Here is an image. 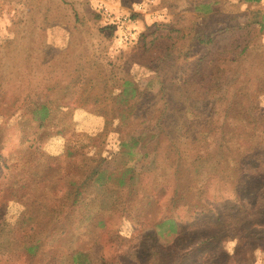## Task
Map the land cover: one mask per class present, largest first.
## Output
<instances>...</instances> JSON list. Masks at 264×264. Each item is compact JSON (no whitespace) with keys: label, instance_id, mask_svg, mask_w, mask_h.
I'll return each instance as SVG.
<instances>
[{"label":"rangeland","instance_id":"374dc122","mask_svg":"<svg viewBox=\"0 0 264 264\" xmlns=\"http://www.w3.org/2000/svg\"><path fill=\"white\" fill-rule=\"evenodd\" d=\"M223 1L201 16L192 0H0V156L9 157V172L17 175L11 183L40 163L44 183L59 168L69 173L74 190L85 191L79 198L85 206L119 205L97 215L102 231L72 227L65 218L39 220V209L26 213L17 197L54 198L55 191L12 187L2 175L0 219L11 225L25 219L26 233L8 253L12 244L0 246V264H73L74 252L86 254L89 264H264V249H251L233 232L232 184L221 178L235 169L233 145L223 149L225 158L216 150L213 163L198 159L213 153L215 141L219 149L224 132L245 125L240 108L238 118L228 115L233 93L227 104L218 92L205 98L201 88L214 82L211 60L252 43L235 88L243 87L238 101L251 95L264 109V0L241 7ZM202 35L213 43H200ZM47 102L53 122L38 141L24 140L37 130L30 124L33 106ZM97 170L107 175L101 191L96 179L86 186ZM76 212L66 215L73 219ZM173 217L183 227L178 245L197 241L194 233L218 237L175 249L158 229ZM32 227L43 233L36 259L24 254L34 243ZM149 234L160 255L152 257L145 244Z\"/></svg>","mask_w":264,"mask_h":264},{"label":"trees","instance_id":"16d2710c","mask_svg":"<svg viewBox=\"0 0 264 264\" xmlns=\"http://www.w3.org/2000/svg\"><path fill=\"white\" fill-rule=\"evenodd\" d=\"M192 1L196 2L195 10L201 14V16H207L212 12L211 5L221 7L225 3L223 0ZM262 1L263 0H237L236 4L238 6L242 5V3L246 5H253L260 4ZM209 2H212V4ZM261 31H264V26H262ZM198 39L202 44L213 43L212 39L206 35L199 36ZM252 46V43L239 45L234 49L233 52H228L224 55H221V57L214 58L210 63L207 64L209 75L211 76L210 79L214 80V82L212 81V85L210 83L206 87L204 86L201 88L205 98L210 96L213 92H218L223 97L221 100L227 104L226 101L232 97L233 93L234 102L232 105L229 103L227 106L228 115H233L234 118H238L235 114L237 113V109L240 108L241 112H239L238 115L244 118H242L243 120H238L239 123L245 125L237 126L238 128L235 127L233 131L224 132L223 135L225 136H222L220 143H218L219 149L217 148V141H215L213 153L207 157L198 159L201 161L205 158V162H207V164L213 163L216 160V150H218L217 157L225 158L226 154H224V152L226 151L223 149H228V144L233 145V162L235 169L232 171V174H226L225 177L221 178L232 184L230 193L234 194L233 198L235 208L234 213L231 216L235 217L237 220L233 224V228L235 230L233 232L237 234L240 242L250 245L251 249L256 250L258 248L264 249V218L261 215L262 211L264 210V204L262 203L264 200V109L261 108V104L257 101V98L254 100L251 99V95L249 93H247L250 95L248 102L245 100L238 101L241 98H237V92H241V88L243 89V87H240L239 89L235 88L238 78H241L243 74L247 72L245 63L247 62L248 57L252 56ZM229 73L237 75L233 77V79H230L228 82H226L225 77L226 74ZM244 91H246V87ZM53 106L56 105L54 104ZM33 107L35 108L33 115L31 114L32 123L30 124H33L37 130L32 131L29 137L24 134V140L28 138V141L30 140L29 138L32 137L38 141L42 137V133L44 134L48 124L53 122V107H50L49 102L44 105H36ZM209 113H211V109ZM209 120L212 121L211 118ZM250 127H253L252 131H249ZM1 138L2 137L0 135V150L3 148ZM21 144L23 145V143ZM8 158L9 157H5L4 154H1L0 156V177L2 175L4 176V182H6V179H9V183L12 187H16V185H23L26 186V189H29L32 186V190L42 191V193H44L47 188L55 191L56 194L54 198L52 196L49 197L46 195H39L38 197L36 194L33 195L32 193L17 197V201L21 205L24 207L25 204L28 205V211L26 213H30L31 211L35 212L37 209H39V220L59 223L65 218L64 220L66 222H68V220L71 221L72 227L73 225L76 227L83 225L87 228L88 232L89 230L94 231V227L96 230L102 231L101 227L103 226L104 228L106 225L104 222L102 223V220H100L97 215L102 213V209L112 211H117L119 209L118 204H114L112 207H102L108 205L106 202L103 204L100 203L96 206L92 205L93 209L85 206L86 199H79L85 191L81 193V191L74 190L75 186L73 183L75 179L71 177L69 173L65 175L62 174L60 168L58 169L59 173L55 175V179L53 180L54 177H51V183L47 184L42 182V178L45 176L46 172L43 171L44 167L40 163L35 165L33 168H30L28 173L21 177L22 179L20 181L11 183L10 179L17 175H13L11 172H9V166L7 165ZM50 160L52 161V159ZM216 166H219L217 161L215 162L213 170H216ZM93 176H95V178L93 177L90 179L89 182L86 183V186L90 185L93 182V179H96V186H98L97 188L101 191L102 187L107 185V175L97 170L95 173H93ZM4 182L0 183V185L3 186L5 184ZM82 186L83 184H80V188H82ZM252 191L253 196L251 198L248 195L249 192ZM1 194L2 190L0 191V196ZM176 197L177 189H175L171 197V203L173 205L175 204ZM246 197L247 201L245 200ZM69 210H77L76 215L73 216V219H71L69 215H66ZM217 217L219 218V221L222 220L220 214H217ZM178 222H180L179 219L177 217H173L172 219L158 225V229L163 230V232H161V237L164 238L168 236V240L171 242L174 241L173 248L175 249L186 250L196 243L208 242L212 238L218 237V235L210 237L207 232H199L194 233L197 234V241L191 240L188 247H184L181 244L178 245V241L175 242V240L179 239L178 237L183 231L181 230L183 227ZM25 227V219L18 221V223L15 225L9 224L8 221H4L3 218L0 219V236L3 234L8 236V239L5 243L0 241V246H3L4 244H12L7 249H5L7 253L11 248L17 247L19 245L18 241L22 237V233H26ZM27 232H30L34 243L24 248V254L27 257L36 259L41 248L40 243L43 233L40 232L37 227H32L30 231ZM18 234L21 235L20 238L16 237ZM148 237L152 239L150 242H145V244L150 246L152 257L156 256L157 253L160 255V250H162V248H160L158 245H155V235L153 236L152 234H149ZM75 253L76 252L71 254L70 251L67 254V256L71 254L70 257L73 260V264H89L90 259L86 254L80 253L76 255ZM9 254L11 255L12 252ZM180 262L181 264H184L183 260ZM175 264L180 263L179 261H176Z\"/></svg>","mask_w":264,"mask_h":264},{"label":"built area","instance_id":"2783aa9c","mask_svg":"<svg viewBox=\"0 0 264 264\" xmlns=\"http://www.w3.org/2000/svg\"><path fill=\"white\" fill-rule=\"evenodd\" d=\"M104 13L105 14H107V13H109V11L106 9L105 11H104ZM108 17L110 16V13H109V15H107Z\"/></svg>","mask_w":264,"mask_h":264}]
</instances>
